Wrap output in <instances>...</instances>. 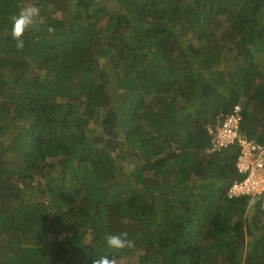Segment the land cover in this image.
I'll use <instances>...</instances> for the list:
<instances>
[{
    "label": "trees",
    "instance_id": "trees-1",
    "mask_svg": "<svg viewBox=\"0 0 264 264\" xmlns=\"http://www.w3.org/2000/svg\"><path fill=\"white\" fill-rule=\"evenodd\" d=\"M235 104L264 140V0H0V264H264L237 147L210 151Z\"/></svg>",
    "mask_w": 264,
    "mask_h": 264
},
{
    "label": "built area",
    "instance_id": "built-area-1",
    "mask_svg": "<svg viewBox=\"0 0 264 264\" xmlns=\"http://www.w3.org/2000/svg\"><path fill=\"white\" fill-rule=\"evenodd\" d=\"M242 109L235 104L217 124L208 129L210 151L237 147L235 169L240 178L227 190V197L248 198L259 204L264 212V140L248 139L240 135Z\"/></svg>",
    "mask_w": 264,
    "mask_h": 264
},
{
    "label": "clouds",
    "instance_id": "clouds-1",
    "mask_svg": "<svg viewBox=\"0 0 264 264\" xmlns=\"http://www.w3.org/2000/svg\"><path fill=\"white\" fill-rule=\"evenodd\" d=\"M42 8L36 4L22 7L19 12L13 17L11 26V38L15 41V48L18 51L23 50L25 41L23 39L25 33L29 30L39 32L43 17L41 16ZM48 34L55 32L54 27H47ZM105 245L108 249L113 251H122L132 246V241L128 239L127 232L119 234H105ZM92 264H118L115 257L109 255L100 256L92 260Z\"/></svg>",
    "mask_w": 264,
    "mask_h": 264
},
{
    "label": "rangeland",
    "instance_id": "rangeland-1",
    "mask_svg": "<svg viewBox=\"0 0 264 264\" xmlns=\"http://www.w3.org/2000/svg\"><path fill=\"white\" fill-rule=\"evenodd\" d=\"M127 169V168H126ZM133 262H136L137 263V259L136 257L133 258Z\"/></svg>",
    "mask_w": 264,
    "mask_h": 264
}]
</instances>
